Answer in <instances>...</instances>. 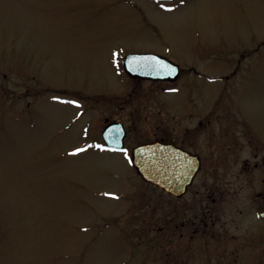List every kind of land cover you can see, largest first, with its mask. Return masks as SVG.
Segmentation results:
<instances>
[{
  "label": "rangeland",
  "instance_id": "1",
  "mask_svg": "<svg viewBox=\"0 0 264 264\" xmlns=\"http://www.w3.org/2000/svg\"><path fill=\"white\" fill-rule=\"evenodd\" d=\"M144 53L178 79L126 78ZM219 107L264 140V0H0V264H242L217 254L211 200L194 242L167 237L169 200L128 158L182 109ZM106 117L130 127L124 151L101 144ZM253 233L240 245L264 264Z\"/></svg>",
  "mask_w": 264,
  "mask_h": 264
},
{
  "label": "flooded vegetation",
  "instance_id": "2",
  "mask_svg": "<svg viewBox=\"0 0 264 264\" xmlns=\"http://www.w3.org/2000/svg\"><path fill=\"white\" fill-rule=\"evenodd\" d=\"M175 2L177 0L160 4ZM191 72L200 76L194 69ZM128 78L134 83L142 80L132 76ZM164 91L168 90L164 88ZM187 110L182 109L186 122L170 123L165 138L154 136L149 140L159 141L167 146L170 154L185 158L187 172L197 168L193 180L181 196L152 186L169 200L165 221L166 230H169L167 237L194 242L196 235L206 231V205L207 200H211L215 206L212 223L217 254L223 251L236 257L238 253L242 264H249L253 250L240 245L239 241H253L249 236L253 237L255 221L262 227L256 228L253 234H264V219L259 217V211L264 209V140L231 107H219L209 113L199 109L195 112ZM191 115L197 117L196 122H189ZM106 121L123 123L128 136L130 127L125 121L106 117L104 126ZM158 210L157 204L155 211ZM231 214V218H225ZM153 221L157 223L156 218ZM233 225L240 231L239 235L234 233L236 230L231 231Z\"/></svg>",
  "mask_w": 264,
  "mask_h": 264
},
{
  "label": "water",
  "instance_id": "3",
  "mask_svg": "<svg viewBox=\"0 0 264 264\" xmlns=\"http://www.w3.org/2000/svg\"><path fill=\"white\" fill-rule=\"evenodd\" d=\"M150 55H128L125 58V66H130L136 61L150 59ZM171 63V62H170ZM178 66L174 64V76H165L168 79L177 77ZM150 78L152 76H143ZM109 129V128H108ZM111 131V129H109ZM112 133L104 132L105 141L114 147L123 146L124 132L122 128L112 129ZM164 145L154 142L136 146L131 153V163L141 178L154 184L168 193L180 196L185 192L187 185L191 182L195 170L185 169L186 159L170 154ZM181 158V159H180ZM264 210V209H263ZM259 214L264 219V211Z\"/></svg>",
  "mask_w": 264,
  "mask_h": 264
},
{
  "label": "snow or ice",
  "instance_id": "4",
  "mask_svg": "<svg viewBox=\"0 0 264 264\" xmlns=\"http://www.w3.org/2000/svg\"><path fill=\"white\" fill-rule=\"evenodd\" d=\"M80 151H82V149Z\"/></svg>",
  "mask_w": 264,
  "mask_h": 264
}]
</instances>
